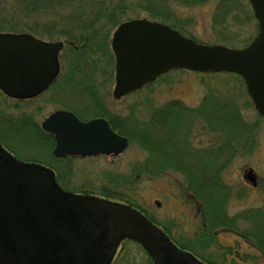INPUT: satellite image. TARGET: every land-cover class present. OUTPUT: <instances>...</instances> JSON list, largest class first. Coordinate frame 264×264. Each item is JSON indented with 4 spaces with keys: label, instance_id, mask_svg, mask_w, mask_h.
<instances>
[{
    "label": "water",
    "instance_id": "obj_1",
    "mask_svg": "<svg viewBox=\"0 0 264 264\" xmlns=\"http://www.w3.org/2000/svg\"><path fill=\"white\" fill-rule=\"evenodd\" d=\"M259 30L245 48L202 44L146 18L119 24L112 33L115 98L162 72L182 67L242 76L255 110L264 116V0H249ZM62 41L0 32V90L15 98L41 92L58 73ZM41 128L53 135L55 157L118 155L128 139L103 117L79 120L59 110ZM246 177L253 180L249 170ZM123 237L139 241L153 264H205L176 248L162 231L127 205L66 193L53 172L16 160L0 146V264H109Z\"/></svg>",
    "mask_w": 264,
    "mask_h": 264
},
{
    "label": "rangeland",
    "instance_id": "obj_2",
    "mask_svg": "<svg viewBox=\"0 0 264 264\" xmlns=\"http://www.w3.org/2000/svg\"><path fill=\"white\" fill-rule=\"evenodd\" d=\"M107 1L115 2L116 0ZM125 1L129 4L134 3L135 0ZM173 7L172 15L165 22L151 18L146 15V12L139 10H127L122 14L121 20L128 19L132 12L133 16L136 15L134 17L163 22L197 41L207 44H223L232 48H240L246 45L244 43H249L257 31V23L251 13L247 21L246 17L241 15L238 22L232 20L226 22L227 28L224 29L219 22L221 14L216 11L213 2L196 6L175 4ZM233 23L235 24L232 25ZM114 28L109 31V38ZM81 55L84 63L79 64L77 68L69 67L67 63H64L63 81L61 75L58 81L56 80V86L53 89L34 99L14 100L0 93V143L7 149L11 148L16 157L22 160L46 162L63 168L66 161L52 156L50 149L53 141L51 142L50 139L44 141L42 138L44 133H37L36 129L30 125L31 122L40 126L41 121L49 113L66 106L71 107L83 119H88L97 114V112L93 113L95 112L93 108L87 112L84 110V106L92 104L90 97L94 95L101 101L104 108L110 111V116L123 117L129 121L124 124L125 128H130L131 123L137 121L136 118L148 119L153 108H158L171 100L177 99L189 106L200 104L209 91L217 86H222L219 89L224 90L226 87L223 85L229 81L227 89L238 93L240 98L246 102L244 109H241L245 121L254 122L257 119L258 126L254 131L253 142L244 140L242 147L245 146L247 149L236 151L237 155L222 173V180L231 188L226 204V217L229 216V221L235 222L231 224L232 226L224 223L212 229L209 235L210 242L208 236L205 241H201L203 235L200 234L201 217L198 216L194 203L188 199L192 193L187 188L181 174L171 170L153 178H149L147 174H135L133 164L146 154L145 150L135 143L136 134H132V138L121 134L128 138L129 143L126 150L116 157L96 156L69 159L67 163L70 167V182H67L68 177L65 175L58 177V181L65 189L76 192H81L82 188L91 192H99L102 186L110 187L112 190L119 187L117 190L124 191L126 198L129 197L136 207L163 227L162 229L178 246L187 247L188 250L194 251L214 264H264V257L252 243L251 236L247 234L251 232L255 236L261 234L257 226L258 221L256 220L255 225L247 219H242L254 209L264 206V118L260 117L253 108L240 76L235 75L231 78V75L221 77L222 75L202 74L187 70L174 71L134 94L114 100L111 95L114 84V57L109 39L105 48L101 47L98 52L91 55H87L86 52ZM69 73L72 76L70 81H67ZM228 77H230L229 80ZM239 81H241L240 86ZM236 93L234 94L237 95ZM238 103L240 105L239 100ZM185 112L184 109L180 113V122ZM112 118L117 119V117ZM219 118V115L210 114L205 117V121L212 124L214 119ZM111 128L115 129L112 125ZM197 130L200 132L193 131L192 134L196 136L194 142L198 135L203 133L201 126L197 127ZM202 135H206L207 140L211 139L209 133ZM247 170L255 172L256 179L254 183H250L252 185L244 179ZM118 176H123L127 182L124 183L117 178ZM156 201L160 204L157 205ZM197 202L201 203L198 199ZM248 209L252 211L246 213ZM204 216L203 213L202 217ZM196 233L198 235H194ZM201 243H207V245L203 247ZM235 252L238 254L235 255ZM148 263L149 257L143 248L131 241H126V244L122 245L114 260V264Z\"/></svg>",
    "mask_w": 264,
    "mask_h": 264
},
{
    "label": "trees",
    "instance_id": "obj_3",
    "mask_svg": "<svg viewBox=\"0 0 264 264\" xmlns=\"http://www.w3.org/2000/svg\"><path fill=\"white\" fill-rule=\"evenodd\" d=\"M206 2L215 4L216 11L221 14L219 22L224 29L227 28L226 22H238L241 15H244L247 21L249 14H253L248 0H135L129 4L125 0H0V31L29 32L49 40L62 39L65 42L62 60L69 67L77 68L79 64L84 63L81 53L91 55L101 47L105 48L109 31L122 21L121 16L127 10L146 12L147 16L165 22L172 15L171 10L175 4L196 6ZM134 16L131 12L128 19ZM214 75H231V78L235 76L232 73ZM217 83L219 85V82ZM228 85L229 81L223 85L226 87L224 90L219 89L222 86H217L209 91L202 103L195 108L180 101L167 102L154 110L148 119L136 118L137 121L132 122L130 128H125L124 124L128 120L123 117L114 119L105 111L98 112L99 115L107 116L110 124L119 133L131 138L132 134H136L138 142L135 143L145 150L147 156L133 164L135 174L156 177L171 170L184 177L187 188L201 201V209L206 216L205 229L200 232L203 234L201 241L209 237L210 242L209 235L216 226L224 223L232 226L235 222L226 217V204L231 188L222 180V173L237 155L236 151L247 149L242 147V142H253L254 131L258 126L257 119L254 122L245 121L241 109H244L246 102L238 93L227 89ZM184 109L186 114L180 122V113ZM210 114L219 115L220 118L214 119L212 124L206 123L205 117ZM30 125L36 132H41L34 122ZM199 126L202 127V134H211L210 140L201 134L194 142L196 136L192 134L193 131L200 132L197 130ZM66 173L62 172L61 175L66 176ZM117 178L127 182L123 176ZM117 189L119 187L115 190L102 187L99 194L129 203L126 196ZM251 211L248 209L246 213ZM242 219L254 224L258 221L257 226L261 234H247L264 256V208L254 209ZM206 245L207 243H201L203 247ZM206 262L214 264L208 260Z\"/></svg>",
    "mask_w": 264,
    "mask_h": 264
},
{
    "label": "flooded vegetation",
    "instance_id": "obj_4",
    "mask_svg": "<svg viewBox=\"0 0 264 264\" xmlns=\"http://www.w3.org/2000/svg\"><path fill=\"white\" fill-rule=\"evenodd\" d=\"M93 100L95 101L94 103H92L91 105H86V106H84V110H85V112L91 110V108H93L94 110H96V108L101 109V108L103 107V105H102V103L100 102L99 99L94 98ZM95 107H96V108H95ZM69 110H70V109H69ZM70 111H72V112L75 114V112H74L73 110H70ZM197 212H198V211H197Z\"/></svg>",
    "mask_w": 264,
    "mask_h": 264
}]
</instances>
